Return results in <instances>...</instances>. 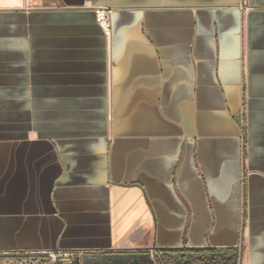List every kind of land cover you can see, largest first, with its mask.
<instances>
[{
	"label": "crops",
	"instance_id": "0c3cea01",
	"mask_svg": "<svg viewBox=\"0 0 264 264\" xmlns=\"http://www.w3.org/2000/svg\"><path fill=\"white\" fill-rule=\"evenodd\" d=\"M178 249L264 264V0H0V264Z\"/></svg>",
	"mask_w": 264,
	"mask_h": 264
},
{
	"label": "flooded vegetation",
	"instance_id": "af4514ba",
	"mask_svg": "<svg viewBox=\"0 0 264 264\" xmlns=\"http://www.w3.org/2000/svg\"><path fill=\"white\" fill-rule=\"evenodd\" d=\"M181 252L186 251V249H178ZM208 251V250H204ZM162 252V251H160ZM164 254V253H163ZM183 257L180 254L179 257ZM73 258H78V264H152V259H150L149 255H142L139 257H130L127 258H116L113 255H98V254H89V253H76L70 257L69 262ZM238 264L239 262V255H238ZM6 264H50L48 258L44 256L42 253L37 254H27V255H9L6 257ZM179 264H192L191 261L186 260L185 258H180ZM162 261V260H161ZM158 262L157 264H162V262ZM67 262V263H69ZM60 264V263H56ZM155 264V263H154ZM164 264V263H163Z\"/></svg>",
	"mask_w": 264,
	"mask_h": 264
},
{
	"label": "rangeland",
	"instance_id": "374dc122",
	"mask_svg": "<svg viewBox=\"0 0 264 264\" xmlns=\"http://www.w3.org/2000/svg\"><path fill=\"white\" fill-rule=\"evenodd\" d=\"M183 257L164 256L162 252H151L149 253L152 264L162 262V264H179L180 258H185L191 261L192 264H238V259L235 254L221 253L217 256L207 253L203 254H192L189 251L181 252ZM238 255V254H237ZM78 258H73L69 263L64 264H78Z\"/></svg>",
	"mask_w": 264,
	"mask_h": 264
},
{
	"label": "built area",
	"instance_id": "2783aa9c",
	"mask_svg": "<svg viewBox=\"0 0 264 264\" xmlns=\"http://www.w3.org/2000/svg\"><path fill=\"white\" fill-rule=\"evenodd\" d=\"M111 14L112 9L106 6H100L94 9L95 21L97 25L100 27L104 35L109 37L111 32ZM27 255V254H37V253H13L9 255ZM44 256L48 258L50 264H64L69 262L71 255L73 254L72 251H51L42 253Z\"/></svg>",
	"mask_w": 264,
	"mask_h": 264
},
{
	"label": "trees",
	"instance_id": "16d2710c",
	"mask_svg": "<svg viewBox=\"0 0 264 264\" xmlns=\"http://www.w3.org/2000/svg\"><path fill=\"white\" fill-rule=\"evenodd\" d=\"M186 251H189L190 253L192 254H203L205 251H202V250H186ZM207 253L209 254H212L214 256H217L221 253H227V254H235V256L238 258V255L236 252L232 251V250H225V251H222V250H208L206 251ZM162 253H164L163 255L164 256H173V257H179L181 253L180 250H170V251H162Z\"/></svg>",
	"mask_w": 264,
	"mask_h": 264
}]
</instances>
